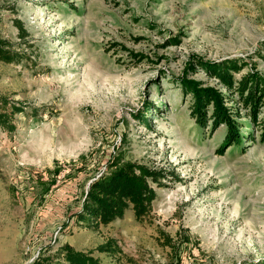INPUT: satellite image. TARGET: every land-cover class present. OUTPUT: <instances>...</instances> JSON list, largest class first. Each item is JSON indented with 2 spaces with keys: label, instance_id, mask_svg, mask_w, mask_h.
Masks as SVG:
<instances>
[{
  "label": "rangeland",
  "instance_id": "rangeland-1",
  "mask_svg": "<svg viewBox=\"0 0 264 264\" xmlns=\"http://www.w3.org/2000/svg\"><path fill=\"white\" fill-rule=\"evenodd\" d=\"M0 40L19 54L0 104L22 110L0 129V264H63L65 244L103 264H264V145L199 127L180 87L226 92L197 59L264 78V0H0ZM116 159L171 175L143 220L77 224Z\"/></svg>",
  "mask_w": 264,
  "mask_h": 264
},
{
  "label": "trees",
  "instance_id": "trees-1",
  "mask_svg": "<svg viewBox=\"0 0 264 264\" xmlns=\"http://www.w3.org/2000/svg\"><path fill=\"white\" fill-rule=\"evenodd\" d=\"M8 48V44L0 40V61H18L19 54ZM195 63L226 91L188 80L189 73L184 72L180 87L185 95L191 96L190 116L195 123L201 128L225 127L223 142L229 146H242L246 142L264 145V78L249 73L236 78L242 72V66L236 63H202L199 59ZM20 111L14 106L8 110L2 101L0 129L13 132L12 117ZM170 175L137 162L114 160L107 173L90 184L76 223L84 227L107 226L121 219L128 209L136 220H143L156 198L153 185L160 186ZM117 249L114 242L109 241L98 251L114 254ZM53 257L38 258L32 264H52ZM55 257H61L63 264H103L91 254L76 251L68 244L62 246Z\"/></svg>",
  "mask_w": 264,
  "mask_h": 264
}]
</instances>
